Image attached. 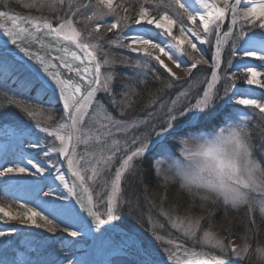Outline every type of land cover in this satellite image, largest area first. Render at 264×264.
<instances>
[{
	"label": "snow or ice",
	"instance_id": "6c2138e0",
	"mask_svg": "<svg viewBox=\"0 0 264 264\" xmlns=\"http://www.w3.org/2000/svg\"><path fill=\"white\" fill-rule=\"evenodd\" d=\"M23 7L40 12L47 8L55 13L56 23L43 15L0 11L5 21L0 23V34L4 37L0 40V85L7 87L12 81L17 91L26 94L10 98L9 105L21 108L34 121L20 131L34 135L35 140L29 141L30 147L38 149L30 154L21 152L11 161L13 166H8L6 160L0 161V176L18 174L21 178L16 183L31 186L37 194V206L47 205L54 219L66 225L65 247L77 243L69 238L92 234L94 224V231L100 234L97 239H108L111 247L132 256L130 264H159L154 253L134 236L125 234L118 242L111 236L116 227L113 222L126 206H131V198L124 196L127 184L139 177L138 164L149 154L167 156V174L162 175L161 160H155L153 165L158 179L162 175L165 186L179 182L181 189L200 198L202 206L204 202L217 201L226 209L246 205L251 225H256L252 214L258 209L264 222V164L256 156L257 151L264 155V129L261 128L264 103L241 93L236 79L227 74L235 60L246 84L264 89V80L260 79L264 72L245 63L250 59L264 62V0H120L119 3L116 0H30ZM226 21L229 27L225 31ZM197 22L203 35L194 28ZM78 23L89 28L86 36L76 26ZM174 26L179 27L180 35L173 34ZM102 28L104 32L116 29L117 35L105 40ZM113 45L136 54L135 67L141 69L145 79L151 73L159 79L157 68H160L172 78L165 85L167 88H173L174 84L181 88L189 85L165 107L159 131L154 126V111L148 112L143 120L117 118L108 111L106 105L113 106L120 117L125 112V105L116 99L112 88V72H101L103 66H111L105 47ZM185 45L190 50L186 51ZM10 46L22 54L19 61ZM225 46L228 47L226 62ZM149 48L159 49L177 68L185 67L190 79L180 81ZM54 52L62 55H53ZM195 52L202 53L201 59H196ZM209 60L212 61L210 76L196 81L193 70ZM61 68L74 73L78 79L64 75ZM21 71L27 75L21 78L17 74ZM82 80L87 82V88ZM194 81L198 85L195 88ZM52 92L62 101V122L54 127L42 126L37 116L48 113L46 119H54L48 99ZM99 93L108 96L107 102L99 98ZM126 95L127 88L122 97ZM30 101L37 103L29 106ZM44 103L49 107H42ZM2 108L0 118L5 115ZM148 127L151 131L146 130ZM253 127L259 132V145L252 142ZM49 137L53 139L49 141ZM169 138L174 142L166 147L164 142ZM80 145L84 148L78 152ZM53 154L63 159H54ZM65 165L72 181L61 171ZM87 181L95 188V199ZM44 187L48 188L46 199L40 196ZM17 207L22 209L23 216L0 208V219L30 222L36 228L47 227L53 231V221L42 211L27 204ZM163 214L168 216L166 212ZM169 219L185 237L219 250L221 255L192 251L182 243L167 240L165 243L172 247L167 249L166 264H209V258L210 264H227L223 259L226 252L245 258L255 255L259 264H264V246L253 249L246 236L242 237L245 241L242 246H229L211 227L197 237L203 217ZM14 231V228L0 230V237ZM153 235L156 240L164 239L155 232ZM64 259L66 264H74L70 258ZM75 264L82 262L77 260Z\"/></svg>",
	"mask_w": 264,
	"mask_h": 264
},
{
	"label": "rangeland",
	"instance_id": "374dc122",
	"mask_svg": "<svg viewBox=\"0 0 264 264\" xmlns=\"http://www.w3.org/2000/svg\"><path fill=\"white\" fill-rule=\"evenodd\" d=\"M30 0H0V11H9L10 14L17 15H33V16H47L49 18H53V23H56L54 16L55 13L50 12L47 8H45L42 12L37 11L36 9H26L23 7L25 3H29ZM117 3L120 0H116ZM134 15V13H131ZM110 19V18H109ZM4 18L0 17V23H4ZM10 27V24L8 25ZM79 29H81L85 36L89 31V28L86 27L83 23H78L76 25ZM229 27V23L226 21L224 24V30L226 31ZM173 31H176L174 35H179L178 26H174ZM256 31H260L256 29ZM101 32L104 33V39L107 40L110 37L117 35V30L114 29L112 32H104V29H101ZM180 32V31H179ZM201 35L203 32L200 31ZM4 37L0 34V40H3ZM103 43V42H101ZM13 47V48H12ZM38 47V46H37ZM199 47V45H198ZM12 51L16 53L17 61L20 60L22 54L18 53L14 46H10ZM186 51L188 46H185ZM210 51V50H209ZM105 52L107 53V58L112 62L111 66H103L101 68L102 73H106L111 71L113 74L112 88L116 93V99L121 101L122 104L125 105V112L123 117H120V113L111 105H106L108 107V111L112 113L113 116L117 118H122L125 120H134L140 119L143 120L147 113L150 111H154L156 120L154 122V126L156 130L159 131L160 125V117L163 116L165 107L169 104L171 99H175L176 95L180 90L188 89L189 85L184 84L181 88L179 85L174 84V87L169 89L168 92L162 96L159 100L157 99L148 107H145L140 110L139 113H133L132 115H126L127 110L130 108V104L133 98V91L135 89L134 85L131 82H140L144 83L145 78L140 74L141 69L135 67L137 56L135 53L128 51L127 49L120 48L118 46H106ZM196 59H201L202 53H193ZM53 55H62L61 53L54 52ZM98 55H100L98 51ZM11 58V57H9ZM103 59V57H101ZM228 58V47H224V60L227 61ZM165 64L168 65L172 69L173 72L176 73V76L180 79V81H185L190 79L188 76L187 69L185 67L177 68L175 64L168 58H163ZM246 64L250 66L256 67L258 72H262V68H264V62L258 60H246ZM155 64V61H153ZM237 61H233V68L227 70V74L230 78L236 79L237 88L240 89L241 93L245 94L248 97L259 99L262 103H264V89H259L256 85H247L244 79V76L241 74V71L236 67ZM77 66L79 63H77ZM82 67V66H81ZM212 68V61H208L199 66L198 70H193L196 81L203 80L205 76H210ZM223 68V65H222ZM62 72L70 75L73 79H78L74 73H68L63 68L60 69ZM187 73V75H183ZM233 73H235V77H233ZM21 76L27 75L25 72L17 73ZM168 75V74H167ZM148 77V76H147ZM264 76H261L260 79H263ZM196 81L193 82V88L197 87ZM85 84L87 88L86 81H81ZM127 88L126 97H122V93L124 89ZM51 97L53 98L51 102V114L54 116L52 121H48L46 119L48 113H45L43 116H37L36 119L40 120L42 126L54 127L57 126L60 122V117L64 114L63 109H59L60 107L56 106L57 103H62L57 99V94L52 92ZM99 98L102 101L107 102L108 96L104 93H99ZM0 106H3L2 110L5 112V115L0 118V127H5L9 130L13 128L27 129L34 121L30 119L26 112L21 108H18L14 105H9L8 97L4 95H0ZM57 102V103H56ZM163 102V103H161ZM138 103V102H137ZM42 107L48 108L49 104L44 103ZM242 107V106H239ZM147 131H151V127L146 129ZM38 131V130H36ZM43 135V134H41ZM35 139V136L32 135ZM53 138L49 137L48 140L51 141ZM153 140H159V137H153ZM174 142L173 138H169L167 142L168 145L164 143V146L170 147V143ZM253 144L259 145L260 142H255L252 139ZM58 145L59 142L56 141ZM84 145H80L77 149L78 152L82 151ZM159 147H157L156 152H159ZM261 153L256 152L257 158L264 164V155L260 156ZM155 160H161V170L162 175L167 174L168 168V158L160 157L159 155L152 154ZM170 155V153H169ZM54 159H62L58 154H53ZM154 165V162H153ZM62 169V168H61ZM157 177V174H155ZM162 175L160 183L157 181V189H154L155 192H151L150 195H145L140 189L141 181L138 178L131 179L127 184V190L124 192V196L126 198H131V206H126L120 213L119 219L114 221L113 223L116 225L115 230L117 232L134 236L139 242L143 244V246L154 253L155 258L159 261V264H166V257L168 256L167 249L172 247L165 243L167 240H175L177 243L184 244L189 250L192 251H203L206 253H212L216 256H220L221 253L219 250H214L208 246L202 245L200 243H196L191 238L185 237L181 230L174 228L171 224L169 217L176 218L179 217L181 219L184 218H201V233L197 234L199 237L202 234V231L208 229L209 227L216 233H218L223 239L226 245L229 246H237L240 247L244 244V242L240 243L237 240L230 238V228L232 221L226 218V213L224 211L228 209L239 210L247 206L242 205L238 208L228 207L222 205L220 201L216 203L204 202L202 206V201L198 196L194 194H190L187 190L181 189L179 182L169 183L166 186L163 184ZM66 176V175H65ZM158 178V177H157ZM177 184L179 188L184 192L183 194H187L186 196L181 195V193L173 192L169 190L171 185ZM87 185L90 189H92L93 197L95 198V188L93 187L91 181H87ZM125 188V185L122 182V189ZM168 191H170L168 193ZM253 195H256L255 193ZM148 196V197H147ZM171 196V197H170ZM152 203H151V199ZM15 201L16 203H12ZM17 201L14 200V197L8 191H0V208H4L5 210L20 212L18 210ZM103 210L102 208L100 209ZM168 213V216L163 213ZM253 213H259V210L256 209ZM254 217V214H252ZM52 221V219H49ZM39 222V221H38ZM216 225V227H215ZM51 227H54L52 225ZM29 231H25L19 233L14 231L13 236L10 237H0V249L6 250L7 252H13V258H6L4 260L2 258V254H0V260L3 262L0 264H65V257H67L68 247H65L64 239H58L55 237L54 231H49L47 227L36 228L30 224ZM155 235L161 236L163 240H156L153 233ZM251 238V242L253 249L258 246H264L262 244L264 242V233H260L258 230H253ZM242 236H247L248 234L244 231L241 232ZM92 236V235H91ZM254 237H256L254 239ZM117 238V239H116ZM120 237H115V241H120ZM243 241V240H242ZM90 242L87 243H77L76 246H80L82 248H88ZM185 259H187L185 257ZM200 259H205L201 257ZM223 259L227 261L229 264H259V259L255 255H250L245 258L243 256L237 257L231 252H226L223 255ZM133 260L132 256H125L119 249L116 250V255L108 258L104 264H108L109 261H115V264H130ZM210 262V258H209Z\"/></svg>",
	"mask_w": 264,
	"mask_h": 264
},
{
	"label": "bare ground",
	"instance_id": "6f19581e",
	"mask_svg": "<svg viewBox=\"0 0 264 264\" xmlns=\"http://www.w3.org/2000/svg\"><path fill=\"white\" fill-rule=\"evenodd\" d=\"M194 28L199 32L200 31L203 32L199 22H197L194 25ZM174 33H176V31H173V34ZM178 33L180 32L178 31ZM125 43H127V41H125ZM69 47H71V45H69ZM73 50L76 49L73 48ZM149 52H151L154 56H160L162 60H164L163 58H167L162 53H160L159 49L149 48ZM64 75L68 76L66 73H64ZM183 75L185 76L187 75V73L185 72V74ZM17 129L18 128L15 129L13 128L12 130H9L5 127H0V161L6 160L7 162H9L8 166H13L11 161L15 160L21 152L25 154H30L38 150V149H32L30 147L29 141L35 140L32 134H30L28 131H24L23 133H21L20 131L21 129L18 131ZM61 171L66 175V178L69 181H72L73 177L71 175V172L67 169L66 165L62 167ZM19 178L21 177L18 174H10L7 178H5L4 176H0V191H4V192L8 191L14 197V200L17 201V205L27 204L29 208H34L36 211H42L44 215L48 216V219H52L54 225L53 231L55 232V237H57L58 239H64V237L67 235V233H65L64 231L66 225L61 224L59 223L58 220L54 219V217L50 214L49 207L47 205H44L43 207L37 206V204L35 203L37 199L36 192L33 191L31 186L28 184L16 183V180ZM5 179H7L8 181L7 183H5ZM47 192H48V188L44 187L43 193H40V196L46 199L47 197L45 194ZM18 210L20 211L18 213L9 210L6 211L12 213L13 215L20 214L21 216H23L22 209L18 207ZM30 224H31L30 222L26 224H22L20 220H11L5 222V220L0 219V230L11 231L14 228L15 231L22 233L25 231L26 232L29 231L28 229L30 228ZM94 229H95V225L93 224L92 234L88 236H84L83 234H81L75 238H69V239H74L75 241H77V243L85 244L87 242H90L88 248H82L80 246H76L77 243H75L71 247H68V253L66 256L70 258L74 262V264L77 260L81 261L82 264H104V262L108 258L116 255L117 249L110 246L111 242L108 239H97V237L100 234L96 233ZM14 233L16 232H12L11 235H8L6 237L13 236ZM123 235L125 234L117 232L115 229L111 233L112 239H115V237L122 238Z\"/></svg>",
	"mask_w": 264,
	"mask_h": 264
},
{
	"label": "trees",
	"instance_id": "16d2710c",
	"mask_svg": "<svg viewBox=\"0 0 264 264\" xmlns=\"http://www.w3.org/2000/svg\"><path fill=\"white\" fill-rule=\"evenodd\" d=\"M256 31V29H255ZM157 72L159 73V79H155V74L151 73L148 78H146L144 83L140 82H131L135 89L133 91V98L130 104L128 112H126V115H132L133 113H139L141 109L148 107V105L153 104L154 102L162 98L164 96L169 88H167L165 85L172 80L171 77L167 75L162 69L157 68ZM1 99V97H0ZM138 102V103H137ZM31 106V104H29ZM256 124H259V121H255ZM261 128L264 129V125H261ZM252 139L255 142L259 141V132L258 130L253 127L252 131ZM262 156V154H260ZM150 155H147L144 157L140 163L138 164L139 168V177L141 181L140 189H142L143 193L145 195H150L151 192H155L154 189H157V184L155 182H159L160 180L156 177L153 167H152V160H150ZM170 191H172L171 196L173 195V192H179L181 195H184L183 191L179 188L178 185L174 184L171 185L169 188ZM168 191V193L170 192ZM185 194L184 196H186ZM170 196V197H171ZM148 197V196H147ZM187 197V196H186ZM151 199V197H150ZM152 203V199H151ZM226 213V218L232 221L231 228H230V238L237 240L238 242H244V239H242V231L246 232L248 235L246 236L248 238V241L251 242V238L254 234L251 233L253 230H258L260 233H264V222L261 220V216L258 213H253L254 218L256 220V225H251L249 221V212L246 207L241 208L239 210H232L228 209L224 211ZM216 227V225H215ZM256 237H254L255 239ZM243 240V241H242ZM264 244V242L262 243Z\"/></svg>",
	"mask_w": 264,
	"mask_h": 264
}]
</instances>
